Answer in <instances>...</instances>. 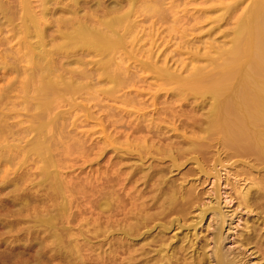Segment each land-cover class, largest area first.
Here are the masks:
<instances>
[{
	"label": "bare ground",
	"instance_id": "6f19581e",
	"mask_svg": "<svg viewBox=\"0 0 264 264\" xmlns=\"http://www.w3.org/2000/svg\"><path fill=\"white\" fill-rule=\"evenodd\" d=\"M166 1L0 0V47L9 60L2 69L18 79L0 94V162L13 167L20 160L22 164L31 160L34 169L15 174L8 184L39 178L35 186L43 188V198L52 203L45 210L49 217L44 219L43 214L35 226L38 237L30 234L32 248H46L44 255L38 251L41 256L33 264H58L57 260L60 264H136L144 257L140 248L144 245L137 249L133 240L153 222H160V217L179 214L191 203V195L185 197L156 172L138 178L140 169L125 173L124 161L130 157L143 160L155 149L158 154L169 152L178 166L172 152L193 153L198 162L217 150L264 165V0H251L250 9L238 17L228 45L194 60L191 67L174 70L143 49L144 42L156 36L157 24L180 20ZM239 1L233 0L226 9L235 10ZM148 22L151 26L145 27ZM5 31L10 33L8 38L2 37ZM14 41L16 49L10 47ZM16 82H20L19 94L11 96ZM163 95L178 96V108L192 106L193 116L173 117L179 128L193 131L190 137L181 136V142L165 137L169 127L160 123L161 117L176 109L174 104L160 107ZM152 107L151 113L146 112ZM205 107L206 112L197 117L196 112ZM97 133L101 140L89 143ZM166 141L169 150L159 146ZM76 147H81L80 155L70 159ZM109 149L114 154L109 168L100 167L91 178L81 174L84 179H71L70 172V181L62 179L60 170L71 169L73 161L89 164ZM140 181L153 194L148 202L142 192L135 196ZM258 192L264 208V186ZM79 194L90 207L79 203ZM31 195L22 197L20 205L33 202L35 195ZM176 202L180 208L172 207ZM212 211L215 217L220 215L217 224H222L221 212ZM220 240L217 232L216 263L236 264L235 257L223 252ZM107 245L109 253L104 249ZM159 248L160 252L163 245ZM174 250L171 255L159 254L155 264L164 260L180 264Z\"/></svg>",
	"mask_w": 264,
	"mask_h": 264
},
{
	"label": "rangeland",
	"instance_id": "374dc122",
	"mask_svg": "<svg viewBox=\"0 0 264 264\" xmlns=\"http://www.w3.org/2000/svg\"><path fill=\"white\" fill-rule=\"evenodd\" d=\"M232 1L233 0L166 1L169 7L172 6L176 9V17H179L180 20L179 22H173L172 19H169L163 23L157 24L156 29L158 31L156 36L153 39L145 41L143 49L154 52L160 59V65L163 61H166L168 66L171 67V70L181 69L185 66L191 67L195 64L193 63L194 60L201 58V56L209 52H213L214 54L217 48L220 46L222 47L223 44L228 45L230 43V38L238 22V17L251 7V0H238L240 3L237 5V8L229 11L226 7L229 6L230 3L232 4ZM149 26H151V22L145 24V27ZM8 36H10V33L7 31L2 35V37L7 38ZM145 39L147 38L145 37ZM15 44V41L12 42L10 47H15ZM4 51L5 48L1 46L0 94L4 92L2 90L3 88L5 90L11 81L17 79L16 74H4V70L2 69L3 63L9 61L7 58H4ZM148 82L154 83L152 79H149ZM18 83L20 84V82ZM18 83L16 82V86ZM19 87H16V90L13 91L15 94L12 93L11 96H17L19 94ZM179 99L178 96L171 97L169 95H163L158 100L159 104L163 103L160 107H169L170 104H174L173 108L176 109L172 115H162L161 118L163 120L162 122L160 121L165 128L169 127L171 129L172 126L170 125L176 126L177 131L172 129L170 131L169 128L165 130V137L170 138V142L173 143L181 142V136L183 135H186V137L193 135V131L190 128H179L177 118L173 119L176 115H181L183 116L182 119H184L186 116H193L194 114L192 112V106L184 105L178 108L180 106L178 103ZM107 104L115 107L117 106V104L115 105L113 102H107ZM153 109V107L149 108L146 112L151 113ZM206 109L207 107H205L204 110L201 109L197 111V117H202ZM79 114L82 117V114ZM150 116H152V114H149V119ZM154 117L157 116L155 115ZM93 126L94 124L92 127ZM90 127H85L83 130H89ZM100 138H102V135L97 133V135L91 136L92 140L89 139L88 142L100 141ZM170 142L166 141L158 145L166 150L168 147L171 148ZM179 146L184 148L183 144ZM78 148L79 149L76 147L74 152H70V154H75H71L70 159L79 157L81 147ZM108 151L109 153L105 154L102 158L89 164L73 161L69 164L71 169H69V167L68 169L66 168L67 170H60L63 174L62 179L70 181L71 179L82 178L83 176L87 177L89 174L91 178L100 167L104 166V168H109L111 165L110 162L112 163L114 159V154L110 149ZM168 153L158 154V152L153 149L152 155L146 156L143 160H139L136 156V158L130 157V160L124 161L127 167L124 170L125 173H134V171L140 169L138 171L139 173L136 172V177L138 178L139 175V177H142L144 174L150 175L152 172L153 174L156 172L158 176L164 177L166 184H172L173 186L171 187L177 189V191L185 197L191 195L189 199H191L192 203L186 205L187 207L184 206V209L182 208L183 210L175 216H169L168 219L164 216L160 217L159 221L161 220V223L156 220L157 224H155L156 222L151 224L154 227L150 225V228L148 227L143 235L133 240L134 243H132L135 244L137 249L141 244L144 245V247L142 246L140 248L143 249L141 252L143 251L142 253L146 254L145 256V254L143 255L140 252L141 256L143 255L144 257L136 264H145L147 261L148 264H155L160 260V257H162L161 254L171 255L173 251H175L174 249H176V254L180 257L181 262H184L182 264H217V260L214 257V253L216 252L215 246H217L214 243V236H216L217 232L221 238L220 241L223 252L231 258L235 257L237 259L236 264H264V208L257 199L259 188L264 186V165L254 164L251 158L232 156L227 153L218 152L217 150H210L209 154L199 157L198 162L192 159L195 158V156L191 155L193 153L190 155L188 153H182V157L178 155V152H172V156L176 157V163L178 165L174 166L171 157H169L170 154ZM108 161L109 163L107 164ZM18 162L19 160L16 163ZM20 163L21 160L19 165L8 167L5 162H0V264H33V261L35 263L40 258H38L40 254L44 255L46 252V248L42 246H33L32 248L30 241L33 237L30 234L34 232L33 236L38 237L39 234L35 232V226H37L39 223L38 221H40L38 219L44 218L45 215L47 216L45 210L47 206H50L52 203L47 197L43 198V196H46L45 190L40 187L37 188V185L35 186L37 182L34 180L36 179V181H38L39 178L33 179L34 177H31L30 180L34 183H32V181L30 183V180L25 179L21 181L23 183L19 182L21 185L17 184L13 186V184H8L9 180L12 179L15 174L21 175V173L24 174L27 170L29 171V169H34L31 167L33 163L31 160L30 162H26V164L23 162V164L21 163L20 165ZM108 165L109 167H106ZM70 172L72 178L69 180ZM81 174L83 176H81ZM67 176L69 178H67ZM142 182L143 181L138 182L136 191L132 192L135 193V196H139L141 194L140 192H142L141 195H144V197H142L143 201H149V196L153 194L148 191L150 188H146ZM152 182H154V180ZM152 182L151 184H153ZM29 193L30 195L32 194L31 196H33L34 193V201L27 204V200H25L22 202L21 206L22 197L23 200L24 198L26 199ZM26 194L28 195L26 196ZM79 197L77 196L79 203L87 207L89 205L87 204L88 201L83 199L80 194ZM246 197L247 201L244 200ZM162 198L164 199V197ZM15 199L17 201H15ZM192 200H194V203ZM255 201L256 205L253 203ZM23 203H26V205H23ZM172 207L176 209L180 208L178 202L174 203ZM212 210L221 212L224 217L222 224H217L221 222V219H219L220 215H216L217 217H215ZM123 214H125V212L122 213V216ZM46 216L44 219L49 217ZM142 232H144V230H142ZM110 241L111 239L108 240V243ZM159 243L163 245V251L161 250L160 252L158 251L160 249ZM41 247L42 249L45 248L42 253ZM108 248L107 245L104 249L109 253ZM38 251L40 254H38ZM123 258L124 257H121V259ZM162 262H159V264H168L166 260ZM55 263L60 264L59 260H57V262L55 261Z\"/></svg>",
	"mask_w": 264,
	"mask_h": 264
}]
</instances>
